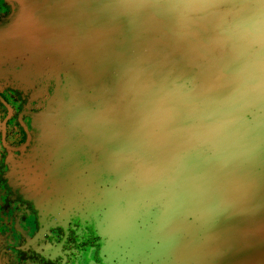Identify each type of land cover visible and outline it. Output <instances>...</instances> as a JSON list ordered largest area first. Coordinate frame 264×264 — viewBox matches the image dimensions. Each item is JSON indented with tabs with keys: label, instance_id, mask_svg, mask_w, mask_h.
<instances>
[{
	"label": "clouds",
	"instance_id": "obj_1",
	"mask_svg": "<svg viewBox=\"0 0 264 264\" xmlns=\"http://www.w3.org/2000/svg\"><path fill=\"white\" fill-rule=\"evenodd\" d=\"M93 10L133 40L153 38L115 60L105 89L70 85L60 100L67 126L99 149L86 202L109 264H212L222 226L264 200V0H93ZM13 16L33 38L30 0Z\"/></svg>",
	"mask_w": 264,
	"mask_h": 264
},
{
	"label": "water",
	"instance_id": "obj_2",
	"mask_svg": "<svg viewBox=\"0 0 264 264\" xmlns=\"http://www.w3.org/2000/svg\"><path fill=\"white\" fill-rule=\"evenodd\" d=\"M30 3L39 15V30L33 38L16 33V0H11L14 8L8 16L12 19L6 31L7 44L2 45L26 51L28 64L39 62L40 75L47 81L39 91L44 106L30 151L6 158L1 171L8 186L32 201L41 216L53 217L54 223L64 226L71 223L73 230L97 236L108 255L104 232L86 202L88 185L99 174V149L67 126L60 100L70 85L86 94L102 91L112 80L115 60L130 47H141L153 38L133 40L122 22L98 16L93 0ZM69 43L78 44V49L70 51ZM154 43L161 55L170 51L166 41ZM218 251L215 264H264V200L222 226Z\"/></svg>",
	"mask_w": 264,
	"mask_h": 264
},
{
	"label": "flooded vegetation",
	"instance_id": "obj_3",
	"mask_svg": "<svg viewBox=\"0 0 264 264\" xmlns=\"http://www.w3.org/2000/svg\"><path fill=\"white\" fill-rule=\"evenodd\" d=\"M12 8L11 0H0V264H109L97 236L41 216L2 174L6 158L27 153L36 141L39 91L47 84L39 62L28 64L26 51L2 45Z\"/></svg>",
	"mask_w": 264,
	"mask_h": 264
}]
</instances>
